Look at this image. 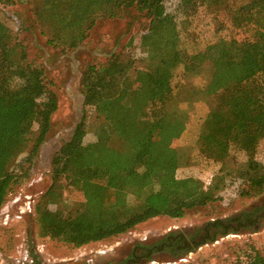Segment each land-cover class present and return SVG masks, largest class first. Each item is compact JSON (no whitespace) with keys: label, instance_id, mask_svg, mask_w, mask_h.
<instances>
[{"label":"trees","instance_id":"trees-1","mask_svg":"<svg viewBox=\"0 0 264 264\" xmlns=\"http://www.w3.org/2000/svg\"><path fill=\"white\" fill-rule=\"evenodd\" d=\"M18 1L0 0V8ZM201 7L221 10L248 35L219 38L200 52L184 54L176 10L166 8L165 0H38L35 15L42 34L62 52L82 45L99 18L114 19L125 10L150 18L141 36L148 66L136 79L135 61L121 54L83 67L81 87L88 112L85 109L72 137L55 154L54 186L45 196L47 204H56L61 197L56 189L63 188L60 182L65 179L82 193V209L66 218L39 204L42 236L81 248L124 235L151 219H182L189 211L221 203L226 192L236 199L264 193V163L256 158L264 137V0H183L178 9L191 17ZM179 65L186 76L210 66L215 86L205 93L223 90L209 107L198 136L201 153L220 165L208 188L203 180L176 176L186 158L173 142L188 121L171 82V70ZM14 80L19 84L13 86ZM198 95L191 89L184 100L192 102ZM58 109V92L44 65L28 61L22 41L0 21V210L27 174V169L14 172L18 158L28 152L31 163L37 156ZM90 113L98 121L96 141L85 144ZM114 138L120 147L113 145ZM232 146L248 158L236 173L226 165ZM261 212L264 207L210 221L194 236L169 233L164 241L172 243L174 257H186L220 237L256 226ZM248 264H264V255L255 251Z\"/></svg>","mask_w":264,"mask_h":264},{"label":"rangeland","instance_id":"rangeland-1","mask_svg":"<svg viewBox=\"0 0 264 264\" xmlns=\"http://www.w3.org/2000/svg\"><path fill=\"white\" fill-rule=\"evenodd\" d=\"M183 0H165L166 8L174 12L180 30V48L185 54H194L206 48L219 38L243 39L248 35L245 29L237 28L226 13L213 8L201 7L191 17H186L179 11ZM38 0H19L15 5L0 8V21L5 23L18 41L26 47L28 61L42 63L59 96V109L53 116V127L42 145L39 153L30 163L28 152L20 155L14 172L27 169V174L21 176L20 182L8 195L7 202L0 210V264H17L25 261L29 253L40 256L43 260L50 259L62 263L70 261L103 263L112 258H124L131 251L134 242L145 239L152 244H158L165 236L173 232H183L187 235L200 231L210 221L229 219L243 211L257 213L264 207V193L255 198H238L231 192L223 194L225 200L213 207L189 211L182 219L158 217L139 225L124 235L110 239L98 240L75 248L63 241L41 235L38 223L37 206L43 204L48 211L62 217L74 215L81 208L83 195L61 180L63 188H58L61 197L57 203L47 204V193L54 186L52 166L55 154L62 144L68 141L81 121L85 109L81 81L83 67L86 62H104L114 54H121L125 59L135 61L137 71L132 72L136 79L138 71L148 66L146 42L141 36L147 32L150 18L137 10H125L114 19L99 18L89 37L78 48L62 52L47 44V36L35 15ZM177 8V9H176ZM217 17V18H216ZM20 24L17 25L14 19ZM172 87L177 95L180 108L188 114L186 129L182 136L173 142L175 148L184 156L185 163L178 170L177 178L194 177L204 180L214 176L220 165L208 159L201 153L198 145L200 127L206 118L209 107L223 90L213 94L205 91L213 90L215 80L210 66H205L202 73L186 76L183 65L171 70ZM259 78L258 81H262ZM19 84L14 80L13 86ZM191 89H196L200 95L192 101L185 102V95ZM98 121L90 113L88 133L85 144L96 141L95 130ZM113 145L120 147L121 142L114 138ZM188 158H187V157ZM256 158L264 163V137L262 138ZM247 155L238 147L232 146L226 165L234 173L245 164ZM49 197V196H48ZM264 212L256 226H247L237 234L220 237L214 244H207L186 257L168 258L156 254L148 264H248L250 256L259 251L264 255ZM263 214V215H262ZM76 263V262H75Z\"/></svg>","mask_w":264,"mask_h":264},{"label":"flooded vegetation","instance_id":"flooded-vegetation-1","mask_svg":"<svg viewBox=\"0 0 264 264\" xmlns=\"http://www.w3.org/2000/svg\"><path fill=\"white\" fill-rule=\"evenodd\" d=\"M264 214V213H263ZM262 214V215H263ZM195 233H191L190 235L194 236ZM172 243H169L168 241L162 240L158 244H152L148 241V239H145L141 242H134L131 245V251L130 253L124 257V258H112L111 260H108L107 262L103 263H97V264H148L152 257H155L156 254L162 256V257H168V258H175V254L173 252V248L171 247ZM74 261V258L70 261H65L59 264H96L93 263L92 260H86L82 262L80 261ZM17 264H58L54 260L50 259H42L40 256H36L34 253H29L27 258H25V261L22 263L19 262Z\"/></svg>","mask_w":264,"mask_h":264},{"label":"built area","instance_id":"built-area-1","mask_svg":"<svg viewBox=\"0 0 264 264\" xmlns=\"http://www.w3.org/2000/svg\"><path fill=\"white\" fill-rule=\"evenodd\" d=\"M14 21H15V23H16V25H17L16 30H17V32H19V31H20V24H19V21H18L17 18H15ZM213 179H214V176H212V175L207 176V177L203 180V182H204V187H205V188L210 187L211 184H212V182H213Z\"/></svg>","mask_w":264,"mask_h":264}]
</instances>
